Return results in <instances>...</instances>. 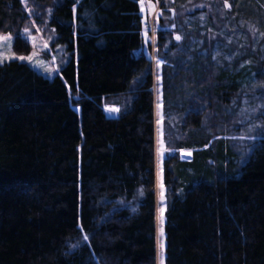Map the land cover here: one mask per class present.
<instances>
[{
	"label": "trees",
	"instance_id": "1",
	"mask_svg": "<svg viewBox=\"0 0 264 264\" xmlns=\"http://www.w3.org/2000/svg\"><path fill=\"white\" fill-rule=\"evenodd\" d=\"M185 2L179 41L166 32L157 41L168 61L163 105L185 83L195 96L189 112L180 109L177 148L197 149L190 161L164 162L165 264H264V114L256 111L262 138L239 168L227 140L209 145L217 131L201 132L232 118L254 80L264 84V52L249 42L264 0H229L231 12L221 2L181 10ZM225 13L244 17L249 43L230 45V62L200 61L191 41L211 51ZM34 24L66 56L52 78L19 60L0 63V264H156L153 78L136 0H0V34ZM14 48L27 52L18 36ZM184 55L193 59L183 64Z\"/></svg>",
	"mask_w": 264,
	"mask_h": 264
},
{
	"label": "rangeland",
	"instance_id": "2",
	"mask_svg": "<svg viewBox=\"0 0 264 264\" xmlns=\"http://www.w3.org/2000/svg\"><path fill=\"white\" fill-rule=\"evenodd\" d=\"M29 1V0H28ZM177 1L181 0H136L139 9V15L141 17V35L143 38V51L145 57L150 61L152 68V94H153V112H154V152H155V263L165 264V211H166V189L163 182V169L164 162L168 158V155H175L178 157L179 161H190L192 160L193 152L197 149H178L177 143L185 141L184 137L180 135L181 117L184 114H179L181 107H187V112L192 109V99L194 94L190 91H186V88H190L188 84L179 85L182 90V95L177 97V93L174 94V100L168 101V108H166L162 93V66L167 64L164 56H159L157 53V41L158 35L161 32H166L173 34V39L175 42L179 40L176 39L178 36L175 32L177 30ZM186 1V2H185ZM193 1V2H191ZM232 1V0H230ZM237 1V0H236ZM247 0H240L244 2ZM184 5H180V9L188 7L190 3L197 4L198 6H205L211 8L215 6L217 2H221L220 10L227 12L232 11L231 3L229 0H183ZM141 3H143L144 11H141ZM189 10V9H188ZM218 11V9L216 8ZM190 11V10H189ZM222 18H228L224 25H219L221 29L218 31L220 37L223 41L214 43L211 51H206V47L201 49V40H192V45L189 46V51L191 53H197L202 61L208 54L211 56L210 60L214 65L221 64L222 61H229L232 59V54L227 51L230 45H235V47H244L247 43L252 42V50L259 48L260 52H264V23L258 22L261 19H256V27L254 28V33L249 36L250 41L247 42V35L242 30V25L244 17H239L237 21L233 20L234 15L225 13L221 15ZM218 27V28H219ZM145 33H147L145 35ZM19 37L22 41L24 51L18 52L14 48L15 40ZM5 37H7L5 39ZM54 36L51 30L46 28L34 26H28V29L18 34H0V63L8 62L11 60H19L20 62L27 63L33 70H35L40 75L47 78H52L55 75H59V65L61 64V58L66 56L65 50L59 48L58 45L54 44ZM54 44V45H53ZM53 45V46H52ZM25 50V49H24ZM199 50V51H198ZM210 52V53H209ZM186 53V52H185ZM184 53V54H185ZM235 55V52H232ZM211 54V55H210ZM24 57V59H20ZM31 57L29 60L28 58ZM184 63L187 60L193 59L192 55L185 56ZM209 59V58H208ZM172 61L175 63L174 69L171 70L170 79L177 80L175 76V71L180 69L177 67V57H173ZM159 62V66H158ZM208 62V61H207ZM206 62V63H207ZM246 61L243 62L244 65ZM207 66V64H204ZM181 66V64H180ZM182 67V66H181ZM182 79V77L180 78ZM251 87H246L240 93L237 98V107L232 118L226 119L225 123H221L217 118L208 122L209 128H202L204 134H212V131H217L216 134L211 135V141H221L227 140L232 153L236 158L237 167L244 165L251 152L256 147V144L262 138V133L260 131L261 124L256 117V111L264 114V93H254L253 90L256 88L264 87V84L260 80H254ZM174 88V82L171 81L170 90ZM177 90V85H175ZM174 91V90H171ZM176 96V97H175ZM116 100V99H115ZM196 100L198 98L196 97ZM124 107V104H122ZM198 111V110H196ZM110 117L115 118L117 116V111L115 109H107ZM228 112V111H227ZM168 120L167 128L168 132L165 131V121ZM216 122V123H215ZM165 133H168V137ZM201 134V133H200ZM209 135V136H210ZM180 139V140H179ZM162 230V235H161Z\"/></svg>",
	"mask_w": 264,
	"mask_h": 264
},
{
	"label": "snow or ice",
	"instance_id": "3",
	"mask_svg": "<svg viewBox=\"0 0 264 264\" xmlns=\"http://www.w3.org/2000/svg\"><path fill=\"white\" fill-rule=\"evenodd\" d=\"M141 11L143 12L144 11V6H143V3H141ZM147 33H145V35H146ZM7 37H5V39H6ZM176 39L177 40H179L180 39V37L179 36H177L176 37ZM20 59H24V57H20ZM29 60L31 59V57H29L28 58ZM158 66H159V62H158ZM161 235H162V230H161ZM85 239H87V237H85Z\"/></svg>",
	"mask_w": 264,
	"mask_h": 264
}]
</instances>
